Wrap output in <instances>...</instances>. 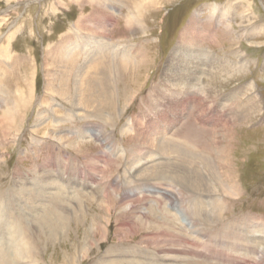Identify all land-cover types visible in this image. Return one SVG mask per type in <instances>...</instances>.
I'll return each mask as SVG.
<instances>
[{"label":"rangeland","instance_id":"obj_1","mask_svg":"<svg viewBox=\"0 0 264 264\" xmlns=\"http://www.w3.org/2000/svg\"><path fill=\"white\" fill-rule=\"evenodd\" d=\"M98 38L143 59L121 77L113 70L116 108L106 115L98 89L107 63L79 72L85 43ZM1 73L23 94L12 107L0 91V264H264L236 236L264 220V0H0ZM190 80L195 90L182 85ZM171 97H187L177 115ZM190 133L237 190L215 187L196 160L200 189L174 174L135 176L130 161L163 155L153 135L185 146ZM45 170L59 186L44 182ZM210 186L203 198L222 213L203 225L194 199ZM54 194L75 201L59 222ZM165 205L178 212L173 236L155 218ZM45 215L53 234L38 226Z\"/></svg>","mask_w":264,"mask_h":264},{"label":"bare ground","instance_id":"obj_2","mask_svg":"<svg viewBox=\"0 0 264 264\" xmlns=\"http://www.w3.org/2000/svg\"><path fill=\"white\" fill-rule=\"evenodd\" d=\"M120 1V0H119ZM134 17H131L129 19V22L132 23L135 22L134 21ZM87 39V38H86ZM85 47L86 49L84 50L85 51V59L83 61V63L80 65L79 67V72L81 71H85V69L88 68V65H91L93 66L96 65V66H99V68L97 69H100L101 71V68H105L104 64L107 63V68H108V74L106 75L105 73L103 74L102 78L100 79L101 80V87H99L98 91H99V94L101 95L102 99L100 101V106H101V111L104 112V114H108L107 110L110 109V110H113L114 111V108H116L115 106V100H114V96H115V91H114V88H113V83H112V76H114V69L117 67V71H118V75L117 77H121L122 74V67H125V71L127 72L128 71V67L130 68V64H138L140 65V63H142L143 59H138L137 58V55H139V53L136 52V56H135V52L134 50H130L128 48L126 49H119L117 48V46H114L113 44L111 43H106L104 40H102L101 38H98V39H95V40H90V42H86L85 43ZM116 50V51H115ZM73 50H68L67 51V56L68 54H71L73 53L72 52ZM142 57V56H141ZM115 59L118 61V64L117 66L115 65ZM77 60V59H76ZM117 63V62H116ZM113 64V65H112ZM101 67V68H100ZM113 68V69H112ZM8 69V68H7ZM93 70H96L93 69ZM116 71V70H115ZM173 71V72H172ZM104 72V71H102ZM5 73V72H4ZM85 73V72H84ZM174 73V76H175V73H176V70H174V68L172 70H170V73L169 74H172L173 75ZM6 74V73H5ZM3 76V73L0 74V91L2 92H7L6 94H10L14 99L12 100L11 103L12 104V107H16V106H19V101H21V97H22V94L20 93L22 90L19 86V88H17V92H18V97H16L17 95L13 93L12 95V89H9L10 87H7L5 86V83L3 82L4 81V78L2 77ZM83 76V75H82ZM81 76V77H82ZM80 77V79H81ZM85 77V76H84ZM188 78V77H187ZM192 78V77H191ZM84 79V78H83ZM174 80V79H173ZM83 81V80H82ZM191 81V80H190ZM114 82V81H113ZM193 80L191 82H187L185 83V81L183 82L182 85H185L187 84V86L189 88H194V90L197 88V85H193L192 84ZM191 83V84H190ZM199 84V83H198ZM32 82H31V95H32ZM76 86V85H75ZM74 86V87H75ZM81 87V86H80ZM79 87V88H80ZM63 89V88H62ZM12 90V91H10ZM34 90V89H33ZM79 90V89H78ZM193 90L192 92V96L190 97V102L193 101V97L197 98V95L195 94V91ZM15 91V90H14ZM60 91V90H59ZM70 91V90H69ZM77 91V90H76ZM75 91V92H76ZM63 92V90H62ZM124 92V91H123ZM56 93V92H55ZM57 93H58V90H57ZM60 93V92H59ZM66 93V92H65ZM63 94V93H62ZM83 94V93H82ZM98 94V95H99ZM56 95V94H55ZM59 95V94H58ZM61 95V94H60ZM70 95V94H69ZM77 95V94H75ZM21 96V97H20ZM81 96V95H80ZM8 97V96H7ZM82 97V96H81ZM97 97V96H96ZM100 97V96H99ZM118 98V97H117ZM116 98V99H117ZM186 98L187 97H184V98H181V97H177V98H172L171 97V100H169V104H171V107H170V110L171 112H175V111H178L179 108H181V105H186L188 104V102L186 101ZM12 99V98H11ZM119 99V98H118ZM164 100V99H163ZM76 101H77V97H76ZM156 102V101H155ZM159 102V101H158ZM83 103V102H82ZM86 103V102H85ZM98 103V102H97ZM76 105H78L77 107H81L79 104L80 103H74ZM75 105V106H76ZM86 105V104H85ZM98 107V106H97ZM85 109V108H84ZM99 109V108H98ZM162 111V110H161ZM12 112V111H11ZM169 110L166 111L164 109V112H161L159 113L161 117H163V113H164V116L167 117V114H168ZM177 113V112H176ZM114 114V113H113ZM175 114V113H174ZM105 115L103 116V120L105 118ZM115 115V114H114ZM177 115V114H175ZM100 116V115H99ZM109 116V115H108ZM116 117V115H115ZM109 119V118H108ZM111 119V117H110ZM105 121V120H104ZM107 122V121H106ZM151 124V123H149ZM128 125V124H127ZM134 125V124H133ZM153 125V124H151ZM141 127V126H140ZM158 128V127H157ZM191 128V127H189ZM197 128V126H196ZM141 129V128H140ZM188 129V128H187ZM124 132L128 133V129L127 131L125 129H123ZM139 131V130H138ZM142 131V130H141ZM188 131H186V133L188 134ZM190 132H191V129H190ZM198 132V131H197ZM89 132H87L88 134ZM91 133V132H90ZM93 133V132H92ZM151 133V132H150ZM153 133V132H152ZM141 134V133H140ZM195 134V133H194ZM92 135V134H90ZM139 135V134H138ZM153 135V134H152ZM191 135V133H190ZM197 135V134H196ZM191 135L193 138L194 141L192 142L190 139V136L188 137V135H186V140H185V146L182 145V143H178V142H173L172 140L167 142L164 137H161L160 140L159 139H156L155 135H153L152 139H151V143L153 145H156L157 144V147L158 149H160L162 151V157L164 156L165 158L166 157H171L173 156L172 153H175L176 156H175V159L173 161H167V159L165 160L164 158H162L161 156L160 157H157L155 159L151 158V157H146V158H138L134 159V161H130L132 163H130L132 166L131 168L135 171V176L139 177V178H143L146 180V177H150L151 179H166L167 176L169 174H174L176 175V177L178 178V180H180V177H183V179H181L183 182H187V184L190 185V187H188L187 190H192V188H194L195 190L196 189H200L201 186L203 187H206V182H204L202 180V178H200V173L199 170H198V167L196 169V171L194 172L192 169L191 171V166H193V161L196 160V162L199 164V162H203L205 165H206V172L205 174L207 173V175L211 176L214 180V183H215V187L218 186L220 187L222 190L224 189L225 191L228 190V188H231L233 190H237L236 188V185L235 183L232 184L231 187H229L226 183H222L226 180L228 181H232V179L227 176L226 177V174H227V171L225 170V163L223 166L220 167L219 163L215 162L214 164L211 163V159H210V151H209V144H206V142H204L203 140L201 141L200 138L198 137V135ZM87 136V135H86ZM145 136V135H144ZM61 140H68V138H64V137H60ZM148 138V137H147ZM151 138V136H150ZM82 141V140H81ZM199 144V145H198ZM206 144V145H205ZM202 145V150H200L199 152L195 151L197 149V146H200ZM136 146V145H135ZM192 146V147H191ZM208 146V148H207ZM122 148V147H121ZM140 148V147H139ZM150 148V147H149ZM208 151H207V150ZM222 149V148H221ZM122 150V149H121ZM127 150V149H126ZM160 151V152H161ZM222 151V150H220ZM121 152V151H120ZM129 152V151H127ZM138 152V151H136ZM224 153H225V150H224ZM160 154V153H159ZM135 155V154H134ZM147 155V154H146ZM150 155V154H148ZM157 156V155H156ZM131 157V156H130ZM134 157V156H133ZM132 157V158H133ZM141 157V156H140ZM227 157V156H226ZM129 159V158H128ZM226 159V158H225ZM171 160V159H170ZM215 165V166H214ZM95 168V167H94ZM190 168V169H189ZM228 168V167H227ZM45 169V168H44ZM48 169V168H47ZM131 170V169H130ZM222 172H221V171ZM49 171V170H47ZM130 172H133V171H130ZM49 173L44 172L43 174V178L44 179V182L48 185H52L53 187H56L54 185H56V181L54 180H50L49 179V176H48ZM233 176V175H232ZM169 177V176H168ZM229 177V178H228ZM36 179V178H35ZM131 179V178H130ZM180 180V182H181ZM22 182V181H21ZM37 182V181H36ZM42 182V181H41ZM38 183V182H37ZM221 183V184H220ZM45 184V185H46ZM58 185V184H57ZM41 186V185H40ZM51 186V187H52ZM59 186V185H58ZM185 186V185H184ZM90 188V187H89ZM187 188V187H186ZM212 187H207L205 192L202 191V192H199L201 196H197L196 199H194V205H193V211H194V216H196V220L198 219V221L201 223V224H208L207 222L210 221V216L212 214L216 213L217 214H220L222 213V210H221V207H214L216 205L214 200L213 202H210L209 200H205L203 198V196H209V194H213V190L214 189H211ZM82 189V188H81ZM81 189H77L75 188L74 190L77 191V192H80ZM193 189V190H194ZM46 190V189H45ZM60 190V189H59ZM230 190V189H229ZM85 192V191H84ZM197 192V191H196ZM227 192V191H226ZM53 193V192H52ZM97 193V192H96ZM235 193V192H234ZM63 194V193H62ZM54 195H57L58 197L60 196V200L56 201L57 202H54V204L56 205V208H57V211H55L56 213L54 214H57L58 215V222L61 221L62 219H64V215L62 213L65 214V212L67 210H70V203L72 201V203H74L75 201L73 199L71 200H66V197H61V195L59 194H54ZM91 195V194H90ZM65 196V195H64ZM54 197V196H53ZM52 197V198H53ZM106 197V196H105ZM76 198V197H75ZM49 199V198H48ZM54 199V198H53ZM67 201V202H66ZM209 201V204H207L206 202ZM59 202V203H58ZM221 202V201H219ZM218 202V204H219ZM71 203V204H72ZM158 203H161L162 202L160 200H158ZM50 205V204H49ZM70 205V206H69ZM75 206V205H74ZM223 206V205H222ZM206 207H209L210 208V211H207V208ZM170 207L168 205H165L164 207H161V210L157 213H155V218L159 217L161 218V222L160 224L165 226L166 227V232L167 234H169L170 236H173L174 235V232H175V227L177 226L176 225V221L178 218V212H175L174 214L172 213V210L170 212ZM225 209V208H224ZM58 212V213H57ZM172 213V214H171ZM193 213V212H192ZM53 215V214H52ZM48 216V218L45 220H39L40 224L38 226L41 225L43 231H46V228L48 227V225H51V222L50 220H53L54 218L50 219L49 215H45V217ZM214 216V215H213ZM212 216V217H213ZM222 215H220L221 217ZM154 217V216H153ZM152 217V218H153ZM175 217V219H174ZM218 217V216H217ZM61 218V219H60ZM214 218V217H213ZM261 219V218H260ZM258 219L256 224L255 225H251L248 224V221H247V224H245L244 226V230H246V233L244 232L241 233L239 232L237 236V239H241L243 236L245 237L244 238V241L243 242H246L249 246H248V250L247 252H251L252 254H254V256H256V254H264V220H260ZM158 221V220H157ZM220 221V220H219ZM64 222V221H63ZM62 222V225L61 227L63 228L65 225L63 224ZM165 222V223H164ZM16 223V222H15ZM18 225V224H17ZM56 225V224H55ZM206 226V225H205ZM19 227V226H18ZM17 227V228H18ZM50 227V226H49ZM179 227V226H178ZM180 227H181V224H180ZM179 227V228H180ZM227 227V226H226ZM232 227V226H231ZM243 227V226H242ZM36 228V227H35ZM61 228V229H62ZM24 229V228H23ZM53 229V230H52ZM223 229V228H221ZM236 229V228H235ZM238 229V228H237ZM25 230V229H24ZM50 232L49 230L46 231V232H49L50 234H53L54 231H57L58 229H56V227L54 226V224L50 227ZM61 231V230H60ZM91 232H93V228L90 230ZM224 231V230H223ZM26 232V231H25ZM30 232V231H29ZM31 233L32 230H31ZM229 234V232H228ZM25 235V234H24ZM225 235V233H224ZM47 236V235H46ZM51 236V235H50ZM87 236V235H86ZM49 237V236H48ZM47 237V238H48ZM236 240V239H235ZM238 244V243H237ZM30 246V245H28ZM37 246V245H35ZM240 246V245H239ZM243 246V245H242ZM34 247V246H33ZM205 248L207 246H204ZM235 247V246H233ZM36 248V247H35ZM20 249V248H19ZM37 250V249H35ZM260 250V253H258ZM245 251V254L247 253ZM24 253V252H23ZM118 253V252H117ZM186 254V251L184 252ZM187 253H190V254H193V251L192 250H187ZM235 253V251H234ZM12 254V253H11ZM10 254V255H11ZM22 254V253H21ZM29 254V253H28ZM107 254V253H106ZM240 254V253H239ZM244 254V253H243ZM250 254V253H249ZM189 255V254H188ZM6 255L4 254L3 257H5ZM108 256V254L106 255ZM137 256V255H136ZM244 256V255H243ZM260 256V255H259ZM263 256V255H262ZM207 257V256H206ZM6 258V257H5ZM8 258H10V256H8ZM22 259V258H21ZM174 259V258H173ZM263 259H264V256H263ZM171 260V259H170ZM196 260V259H195ZM8 261H10L8 259ZM38 261V260H37ZM36 261V262H37ZM194 259L193 258H190L188 260H184V261H181V264H201V263H195L193 262ZM39 263V261H38ZM112 263V262H111ZM7 264H10L7 263ZM15 264V263H14ZM71 264V263H70ZM160 264H163L160 263ZM170 264V263H169Z\"/></svg>","mask_w":264,"mask_h":264}]
</instances>
